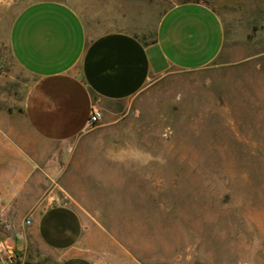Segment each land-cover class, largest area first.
Returning a JSON list of instances; mask_svg holds the SVG:
<instances>
[{"label":"rangeland","instance_id":"obj_1","mask_svg":"<svg viewBox=\"0 0 264 264\" xmlns=\"http://www.w3.org/2000/svg\"><path fill=\"white\" fill-rule=\"evenodd\" d=\"M35 1L0 0L2 111L34 81L9 30ZM181 1L159 0L160 13ZM200 1L224 23L219 55L152 75L68 160V190L102 233L99 264H264V0Z\"/></svg>","mask_w":264,"mask_h":264},{"label":"crops","instance_id":"obj_2","mask_svg":"<svg viewBox=\"0 0 264 264\" xmlns=\"http://www.w3.org/2000/svg\"><path fill=\"white\" fill-rule=\"evenodd\" d=\"M224 39L200 0L162 13L159 0H38L15 16L10 51L34 81L16 111L0 110V264H99L102 233L64 180L90 112L106 118L169 67L208 65Z\"/></svg>","mask_w":264,"mask_h":264},{"label":"built area","instance_id":"obj_3","mask_svg":"<svg viewBox=\"0 0 264 264\" xmlns=\"http://www.w3.org/2000/svg\"><path fill=\"white\" fill-rule=\"evenodd\" d=\"M101 116H102L101 110L97 107H94L87 119L86 122L87 126L88 127L94 126L101 119Z\"/></svg>","mask_w":264,"mask_h":264},{"label":"clouds","instance_id":"obj_4","mask_svg":"<svg viewBox=\"0 0 264 264\" xmlns=\"http://www.w3.org/2000/svg\"><path fill=\"white\" fill-rule=\"evenodd\" d=\"M151 159H152V157L150 155H146V159L141 161V163L147 164Z\"/></svg>","mask_w":264,"mask_h":264}]
</instances>
